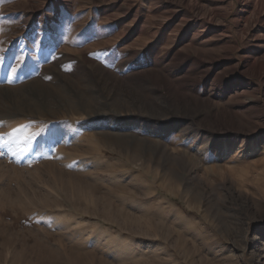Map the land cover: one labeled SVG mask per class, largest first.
Wrapping results in <instances>:
<instances>
[{
	"label": "rangeland",
	"instance_id": "1",
	"mask_svg": "<svg viewBox=\"0 0 264 264\" xmlns=\"http://www.w3.org/2000/svg\"><path fill=\"white\" fill-rule=\"evenodd\" d=\"M0 137V264H264V0H0Z\"/></svg>",
	"mask_w": 264,
	"mask_h": 264
},
{
	"label": "bare ground",
	"instance_id": "2",
	"mask_svg": "<svg viewBox=\"0 0 264 264\" xmlns=\"http://www.w3.org/2000/svg\"><path fill=\"white\" fill-rule=\"evenodd\" d=\"M145 123H146V122L144 121V122H142L141 124H142V125H145ZM161 126H163V125H161ZM146 127H147L148 129H151V127L148 126V125H147ZM157 127H158V126H157ZM169 128H170V127H169ZM171 129H172V128H171ZM73 132H74V131L71 130V131L69 132V134H71V133H73ZM182 132H183V131H182ZM65 134H66V133L64 132V130L61 131V132H59L58 134H56V135L53 137V142L56 141V140H58V139H61L62 136L65 135ZM127 137H128V136H127ZM129 137H134V136H129ZM159 138H160V137H159ZM186 138H187V137H186ZM144 140H145L146 143H150V144H153V145H154V144L157 145V143L161 144L160 142H155L154 140H151V139H148V138H146V139H144ZM161 146H163V145L161 144ZM172 181H173V180H172ZM166 186H167V185H166ZM166 186H165V187H166ZM150 188H151V187H150ZM152 190H153V189H152Z\"/></svg>",
	"mask_w": 264,
	"mask_h": 264
},
{
	"label": "snow or ice",
	"instance_id": "3",
	"mask_svg": "<svg viewBox=\"0 0 264 264\" xmlns=\"http://www.w3.org/2000/svg\"><path fill=\"white\" fill-rule=\"evenodd\" d=\"M0 139H2V137H0Z\"/></svg>",
	"mask_w": 264,
	"mask_h": 264
}]
</instances>
